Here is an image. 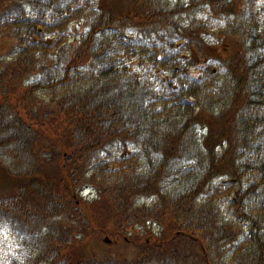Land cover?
I'll use <instances>...</instances> for the list:
<instances>
[{
	"label": "trees",
	"instance_id": "1",
	"mask_svg": "<svg viewBox=\"0 0 264 264\" xmlns=\"http://www.w3.org/2000/svg\"><path fill=\"white\" fill-rule=\"evenodd\" d=\"M0 264H264V0H0Z\"/></svg>",
	"mask_w": 264,
	"mask_h": 264
},
{
	"label": "rangeland",
	"instance_id": "2",
	"mask_svg": "<svg viewBox=\"0 0 264 264\" xmlns=\"http://www.w3.org/2000/svg\"><path fill=\"white\" fill-rule=\"evenodd\" d=\"M223 52H224V50L221 48L220 51H217V52H216V56H215V57H217V56H219V55H220V56L224 55ZM212 54H213V53H212ZM109 238H110V237H109ZM107 243H108V242H107Z\"/></svg>",
	"mask_w": 264,
	"mask_h": 264
},
{
	"label": "water",
	"instance_id": "3",
	"mask_svg": "<svg viewBox=\"0 0 264 264\" xmlns=\"http://www.w3.org/2000/svg\"><path fill=\"white\" fill-rule=\"evenodd\" d=\"M106 241L111 242V240L108 237L106 238Z\"/></svg>",
	"mask_w": 264,
	"mask_h": 264
}]
</instances>
